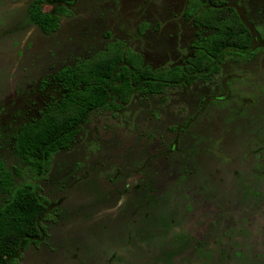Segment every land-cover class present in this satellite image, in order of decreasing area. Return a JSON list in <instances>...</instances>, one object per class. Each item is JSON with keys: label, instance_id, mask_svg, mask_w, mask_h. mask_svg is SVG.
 Instances as JSON below:
<instances>
[{"label": "rangeland", "instance_id": "1", "mask_svg": "<svg viewBox=\"0 0 264 264\" xmlns=\"http://www.w3.org/2000/svg\"><path fill=\"white\" fill-rule=\"evenodd\" d=\"M184 1L79 0L45 36L30 0H0V157L51 203L47 234L19 264H264V0H228L253 29L251 56L227 54L207 79L95 110L47 176L16 152L15 135L60 95L54 73L101 50L105 32L125 39L148 20L132 46L153 67L182 63L195 33ZM44 71L50 91L38 94ZM7 197L0 188V205Z\"/></svg>", "mask_w": 264, "mask_h": 264}, {"label": "trees", "instance_id": "2", "mask_svg": "<svg viewBox=\"0 0 264 264\" xmlns=\"http://www.w3.org/2000/svg\"><path fill=\"white\" fill-rule=\"evenodd\" d=\"M78 1L30 0L29 19L46 34L54 33L61 15L72 14ZM46 4L52 9L45 10ZM184 14L198 27L212 31L194 42V54L185 65L153 67L118 40L55 76L64 91L62 97L15 135L17 154L38 177L48 175L58 152L71 148L95 110L118 109L137 92L162 93L169 86L207 79L220 72L227 54H253V29L228 0H187ZM20 172L11 170L0 157V188L8 196L0 205V264H19L23 251L38 244L48 230L44 216L50 200L40 183L17 185L15 175Z\"/></svg>", "mask_w": 264, "mask_h": 264}, {"label": "flooded vegetation", "instance_id": "3", "mask_svg": "<svg viewBox=\"0 0 264 264\" xmlns=\"http://www.w3.org/2000/svg\"><path fill=\"white\" fill-rule=\"evenodd\" d=\"M186 2H187V0L184 1V5H183V8H182V18H183L184 21H190V22H192L193 26H195L194 37L190 40V43H189V45H188V47H189L188 49H190V53H189L188 55H185V54L183 55V53H182L183 57H182V55H180L179 58H181L180 61H181L182 63H180V62L177 63V62H176V63H173V64H171V65H169V66H174V65H180V66H182V65H185L187 62H189V59L193 56L194 51H195V48L193 47L194 42L199 38L200 35H208V34H211V33H212V31H211L210 28H206V27H198V26L195 24V21H194L193 19H188V18L185 16L184 12H185V9H186ZM77 3H78V2H77ZM51 9H52V6H51V8H50L49 10H51ZM77 13H78V11H77L76 6H75L74 9H73L72 14H70V15H61V18H60V26H59L58 30L55 31L54 33H56V32H58L59 30H61V28H62V26H63V24H64V20H65L66 18H68V17H72V16H76ZM31 23H32V22H31ZM32 25L34 26V28H35V30L37 31L38 34L45 35V36H50V35L54 34V33L46 34L45 32H43V30H42L37 24L32 23ZM150 30H151V25H150V22H149L148 20H138V19H136V21H135V32H136V33L132 34V33L127 32V34H126L127 37H126V36L124 37L125 39H121V37H118V36L114 35V34L112 33V31L105 32V33L102 35V36H103V37H102V38H103V39H102L103 48H102L101 50L95 52L94 54H92V55L89 56V57H85V58H80V57H79V58H77L74 62H72V63H68V64H66V65H63L60 69H58V70L54 73L53 77H54V79L56 80V77H55V76H56L61 70H63L65 67L75 65L78 61H80V60H82V59L90 58V57L94 56L95 54H97V53H99V52H101V51L106 50V49L108 48V46H109L112 42H115V41H118V40L124 41L127 49H131V50L135 51L136 53H140V54L143 56L145 62L147 63V61H146V59H145V56H146V55H145L142 51H140L139 49H135V48L132 46V44H131V40H130V39H133L134 36H135L133 42H136V43H139V44H140V42H141V40H142L141 37L146 36L147 33H148ZM39 32H40V33H39ZM177 33H178V37H179L178 40H179V41H182V42H183V41L186 42V40H187L188 38L185 37V35L182 33V30L179 29ZM180 52H182V51L180 50ZM18 53H19V52H18ZM168 56H170V54H168ZM166 58H167V57H166ZM179 58H178V59H179ZM178 59H175V57H174L172 60L169 58L168 61L174 62V60H175V61H178ZM165 60H167V59H165ZM51 65H52V63H51ZM169 66H166V67H169ZM166 67H160V68H166ZM49 68H50L49 70L52 69V67H49ZM51 72H52V71H51ZM47 73H50V72H48V71L45 72V71H44L43 74H41V77H37V79H36V80H38V81L35 83V90L37 89V90H36V93H38V94H42V93H44V92H46V91H50V89H49L50 85H49V82H48V75H47ZM39 78H40V79H39ZM56 82H57V80H56ZM194 82H195V81H194ZM194 82H193V83H194ZM186 85H190V84H186ZM178 86H179V85H178ZM57 88H58V90H59V94H60V95H59V96H56V97H53V98H51L50 100H47V101L42 105L41 109L39 110L38 116H37L36 118H38V117L40 116L41 112L44 111L45 107H46L48 104H50V102H52L54 99H60V98L62 97L64 91L60 89L58 83H57ZM47 89H48V90H47ZM55 90H56V89H55ZM51 92H52V91H51ZM137 93H138V92H137ZM147 93H151V92H147ZM51 96H53V95H51ZM34 104H36V101H34ZM38 104H39V103H38ZM124 105H126V104H123L122 106H124ZM36 118H34V119H36ZM34 119H32L31 121H33ZM31 121H30V122H31ZM30 122H28V123H30ZM28 123H27V124H28ZM80 132H81V131H80ZM79 134H80V133H79Z\"/></svg>", "mask_w": 264, "mask_h": 264}]
</instances>
